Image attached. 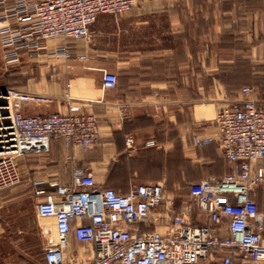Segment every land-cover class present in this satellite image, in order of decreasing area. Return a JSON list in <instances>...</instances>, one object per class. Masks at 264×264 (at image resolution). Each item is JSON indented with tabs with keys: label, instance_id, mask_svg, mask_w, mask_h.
Wrapping results in <instances>:
<instances>
[{
	"label": "crops",
	"instance_id": "crops-1",
	"mask_svg": "<svg viewBox=\"0 0 264 264\" xmlns=\"http://www.w3.org/2000/svg\"><path fill=\"white\" fill-rule=\"evenodd\" d=\"M12 3L0 2V27L15 22L2 18ZM47 46L48 52L66 46L70 58L23 53L18 63L3 69L12 88L49 98L47 103L22 102L20 112L67 114L70 106H79L96 117L100 142L83 150L55 140L48 154L18 159L21 183L0 190V251H9L16 231L11 220H23L18 234L31 229L25 205L55 194L52 183L73 187L76 168L122 195L134 184L162 185L166 205L140 222L142 232L166 234L170 220L182 216L188 224L209 225L219 237H230L228 220L220 227L210 223L192 202L190 186L231 171L219 148V112L243 101L246 86L253 90L250 98L264 107V0H137L116 19H98L87 39H58ZM240 61L249 65L239 70ZM105 71L118 76L116 88L104 89ZM234 76L242 77V86L233 84ZM196 137L214 142L197 146ZM149 141L155 146L148 147ZM259 170L264 172V159L252 163V175ZM40 189L45 194L37 198ZM250 197L264 215V182ZM35 209L31 206L33 214ZM67 253L71 264H85L92 246L71 237ZM234 259L235 264H253L241 253Z\"/></svg>",
	"mask_w": 264,
	"mask_h": 264
},
{
	"label": "built area",
	"instance_id": "built-area-1",
	"mask_svg": "<svg viewBox=\"0 0 264 264\" xmlns=\"http://www.w3.org/2000/svg\"><path fill=\"white\" fill-rule=\"evenodd\" d=\"M12 1L2 18H14L15 22L0 27L7 65L18 63L23 53L31 57L47 53L68 59L66 46L48 52L47 43L58 39L85 40L101 15L125 14L137 2ZM117 84L118 76L105 71L104 89H114ZM252 93L251 88L244 87L245 99L224 107L216 119L219 148L231 171L222 179H207L190 186L192 202L206 213L210 223L220 227L228 220L230 237H219L209 225L188 224L182 216L170 220L171 229L166 234L142 232L140 222L166 205L162 185L134 184L129 194L122 195L98 186L88 171L76 168L73 187L52 183L56 193L46 195L36 205L38 218L55 221L57 240L47 241L45 263L73 262L67 247L74 237L79 243L92 246V255L85 264H208L227 250L231 253L222 255L215 264H235L234 255L238 253L253 264H264V215H260L258 204L250 197L264 182L262 170L252 175V163L264 159V107L250 98ZM66 97L69 99L68 94ZM27 101L47 103L49 98L21 93L8 86L0 90V190L21 183L19 158L48 154L55 140L83 150L100 142L96 117L82 113L81 107L70 106L67 114L26 116L19 109ZM213 142L209 137L195 138L197 146ZM127 144L131 146L132 140L128 139ZM147 146H155V141H149ZM44 194L41 189L35 191L37 198Z\"/></svg>",
	"mask_w": 264,
	"mask_h": 264
},
{
	"label": "rangeland",
	"instance_id": "rangeland-1",
	"mask_svg": "<svg viewBox=\"0 0 264 264\" xmlns=\"http://www.w3.org/2000/svg\"><path fill=\"white\" fill-rule=\"evenodd\" d=\"M118 16L120 15L104 14L98 19L112 20L116 19ZM5 52L6 49L3 47L0 40V90L5 86L11 87L7 84L4 76L5 72L3 69L5 65H7L4 55ZM247 64L249 65V61H240L237 63V66L239 70H241L242 68L245 69ZM232 82L235 86H242L244 81L241 76H234ZM36 204L37 199L35 198L25 205L27 211L26 221L31 224V229L27 228L23 233L18 234L17 228L23 227V220H11L12 228L16 231H13V234L11 233L9 251H5V247L3 251H0V264H46L44 261L45 246L50 239L56 242L57 234L55 227L51 225V219H40L36 216V213H32L31 206H36ZM67 264H71V262L67 261Z\"/></svg>",
	"mask_w": 264,
	"mask_h": 264
},
{
	"label": "trees",
	"instance_id": "trees-1",
	"mask_svg": "<svg viewBox=\"0 0 264 264\" xmlns=\"http://www.w3.org/2000/svg\"><path fill=\"white\" fill-rule=\"evenodd\" d=\"M3 88V87H2Z\"/></svg>",
	"mask_w": 264,
	"mask_h": 264
}]
</instances>
